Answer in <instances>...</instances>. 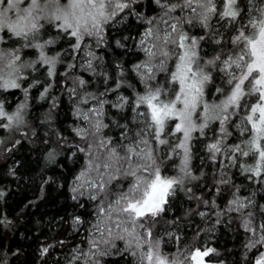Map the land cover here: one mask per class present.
Wrapping results in <instances>:
<instances>
[{"label":"snow or ice","instance_id":"6c2138e0","mask_svg":"<svg viewBox=\"0 0 264 264\" xmlns=\"http://www.w3.org/2000/svg\"><path fill=\"white\" fill-rule=\"evenodd\" d=\"M133 22L140 30L126 34ZM101 48L120 49V59L102 66ZM129 52L136 60L125 64ZM38 85L40 99L54 86L68 93L79 122L71 130L82 141L58 137L79 165L68 190L84 210L69 225L82 240L58 241L68 249L63 264H222L205 229L185 239L181 218L168 213L178 192H192L185 182L195 179L194 141L207 139L209 160L264 190V0H0V136L28 138ZM110 125L118 137L105 132ZM230 183L232 198L221 208L215 195ZM209 191L211 199L188 197L204 206L192 211L216 217L209 232L235 213L230 220L246 234L245 264H264V204L224 178ZM3 216L0 227L11 223Z\"/></svg>","mask_w":264,"mask_h":264},{"label":"trees","instance_id":"16d2710c","mask_svg":"<svg viewBox=\"0 0 264 264\" xmlns=\"http://www.w3.org/2000/svg\"><path fill=\"white\" fill-rule=\"evenodd\" d=\"M139 30L133 22L126 34L135 35ZM120 52V49L109 51L101 48L97 55L102 56L103 66L120 59ZM135 60L136 55L129 52L122 62L130 64ZM60 70H63V66H60ZM78 74L85 79H93L87 72ZM41 79L43 80V76ZM59 79L63 80L64 77ZM68 84H71V80H68ZM42 90V85H38L31 92L28 112L30 127L24 129L28 132V138L21 136L19 131L0 136L4 141L0 144V191L5 193L0 198V213L4 214L5 221H11L10 224L0 227V261L3 264H57L58 261L63 264L68 249H61L58 241L67 239L70 244H77L82 240V236L71 233L69 229L71 217L84 212L83 209L74 207L68 190V181L74 175L71 170L78 169L79 165H74L72 160L67 159V149L58 142V137H67L70 142L82 143L78 138L74 139L71 130L72 126L79 123L72 114L74 101L59 86H54L44 99L39 98ZM16 97L23 99L22 93L18 91ZM13 102H16L15 98ZM53 103L57 105L55 108H52ZM105 122H108L107 119ZM217 127L218 124L211 125L212 129ZM230 130L234 135L229 142L236 135L235 129ZM119 131L114 125L105 130L107 134L115 137H118ZM205 131L208 137L213 138L209 129ZM15 139H19L21 143L11 151H6V148H11ZM206 142L207 139L193 142L190 168L195 179L185 182V188H191L192 192H178L168 215L181 218V228L187 233L185 239L190 240L195 231L205 229L202 236L208 238L211 246L219 250L220 255L216 259L222 264H245L243 244L246 242V234L239 227L238 219L230 220V216L235 217L236 214L224 215L214 231L209 232L208 229L212 228L216 217L213 216L209 221L207 217L202 219L196 215L192 210H204V206L197 208L198 202L188 197L195 195L211 199L214 193L209 189L221 178L238 185L241 196L255 193L254 198L258 204H264V190H258L259 186L249 184L237 169L221 168L218 162L214 164L209 160L208 153L203 148V143ZM50 150H55L52 159L48 157ZM219 159L218 157V161ZM13 171L15 175L12 174ZM48 177L55 183L50 181L43 184L42 181ZM219 187L221 191L219 195H215V200L224 208L232 198L234 189L231 183ZM189 212L191 214L187 215ZM49 245L53 247L49 248L47 255L41 257L40 249Z\"/></svg>","mask_w":264,"mask_h":264},{"label":"rangeland","instance_id":"374dc122","mask_svg":"<svg viewBox=\"0 0 264 264\" xmlns=\"http://www.w3.org/2000/svg\"><path fill=\"white\" fill-rule=\"evenodd\" d=\"M14 132V131H13ZM7 134H11V133H7Z\"/></svg>","mask_w":264,"mask_h":264}]
</instances>
